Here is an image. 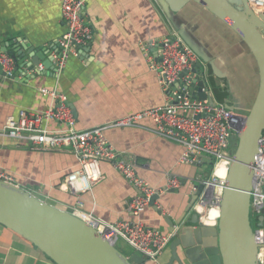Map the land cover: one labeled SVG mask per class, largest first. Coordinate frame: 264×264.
<instances>
[{
	"label": "crops",
	"instance_id": "crops-1",
	"mask_svg": "<svg viewBox=\"0 0 264 264\" xmlns=\"http://www.w3.org/2000/svg\"><path fill=\"white\" fill-rule=\"evenodd\" d=\"M84 11L93 33L90 46L71 55L62 71L41 69L29 73L25 66L16 78L0 79V129L20 110L41 112L52 103L40 92L41 87L66 95L77 129L164 104L166 93L158 74L148 68L140 43L176 32L174 25L182 27L223 72V78L210 76L208 91L214 100L218 101L214 89H224L229 92L224 103L240 115L248 114L259 84L255 58L237 32L205 7L189 1L172 13L163 0H84ZM65 29L61 0H0L1 43L45 46L50 58L58 50L54 43ZM152 53L156 54V48ZM44 125L50 130L62 128L55 120ZM153 125L144 120L139 127L112 128L105 135L122 156L136 161L137 172L154 188H163L169 174L179 177V187L159 191L154 203L157 208L149 205L139 216L148 226L169 232L172 227L163 217L172 221L191 217L193 209L185 211L196 193L195 178L206 175L207 164L182 162L184 146L158 136L151 129ZM76 165L67 147L37 150L26 141L0 136V170L11 173L14 184L58 208L71 211L76 206L78 198L64 180ZM100 167V180L80 195L84 203L81 210L109 223L132 219L127 206L136 188L110 162L103 161ZM119 243L126 244L123 240ZM169 244L157 263L151 264L168 262ZM127 248L129 255L135 252L129 245ZM0 264L55 263L0 224Z\"/></svg>",
	"mask_w": 264,
	"mask_h": 264
},
{
	"label": "built area",
	"instance_id": "built-area-1",
	"mask_svg": "<svg viewBox=\"0 0 264 264\" xmlns=\"http://www.w3.org/2000/svg\"><path fill=\"white\" fill-rule=\"evenodd\" d=\"M248 2L255 13L264 12V0ZM61 16L66 29L58 39V50L51 54L57 72L62 71L69 57L76 56L80 48L86 46L93 36L91 26L86 20L84 0H61ZM154 48L156 54L152 53ZM140 49L147 60L148 68L159 76L161 88L167 96L164 104L120 116L105 124L77 129L66 95L54 88L41 87L40 92L49 96L52 103L41 112L20 110L16 117L6 120L0 129V136L26 141L37 150L69 148L77 160V165L64 179L67 189L78 198L71 212L115 245L119 240H123L143 257V264H147L157 263L159 256L175 236V231L162 232L145 224L139 216L149 206V199L153 194L179 187L180 180L176 174H169L163 188H154L137 172L136 161L122 156L106 138L105 132L112 128L139 127L144 120H150L154 124L151 129L158 136L184 146L182 162L195 164L202 162V155L210 156V175H199L195 178L201 189L193 204V210L198 214L199 220L208 225L204 220L210 217L208 214L212 208L220 205L225 176L233 156L232 139L243 123V117L226 107L225 103L215 101L208 91L209 83L201 91L206 92L214 104L208 99L192 98L187 94L190 73L198 56L177 32L142 42ZM15 66L16 60L7 52L0 51V79H10ZM42 67V64H39L37 70L43 69ZM184 70L188 72L179 80V74ZM50 120L59 122L62 128H46L44 122ZM103 161L110 162L136 188L137 192L127 206L132 219L109 223L81 210L84 203L80 195L90 191L100 180V164ZM252 169L254 180L250 192L249 216L250 220L251 217L255 219L256 224L259 222V216H263L261 225L256 226L253 231L259 245L257 263L264 264V131L258 139V152ZM0 180L15 182L14 176L2 169ZM215 219L217 216H214L213 220Z\"/></svg>",
	"mask_w": 264,
	"mask_h": 264
},
{
	"label": "water",
	"instance_id": "water-1",
	"mask_svg": "<svg viewBox=\"0 0 264 264\" xmlns=\"http://www.w3.org/2000/svg\"><path fill=\"white\" fill-rule=\"evenodd\" d=\"M163 1L172 13L178 12L189 1H194L218 16L246 43L255 58L259 75L254 101L248 114L242 116L243 123L236 135L237 144L225 176L217 223L214 226L204 225L194 210L186 221L183 217L172 221L164 216L166 223L172 227L169 232L177 226L169 244L171 255L165 264H258L259 245L252 229L249 208L254 180L252 164L258 152V139L264 131V12L255 13L248 0ZM174 28L198 56L190 73L187 94L192 98L208 99L214 104L213 99L201 89L208 85L210 76L223 78V72L182 27L174 25ZM0 44V51L7 52L16 60L11 79L16 78L25 66L30 72L36 71L41 61L43 69L55 71L45 46ZM54 44L58 47V43ZM89 46L90 43L81 47L80 53ZM187 72L182 71L179 80ZM225 105L234 111L233 106ZM201 158L203 163L212 164L210 156L202 155ZM195 187L196 193L185 212L193 209L201 189L200 184ZM158 199L159 193L153 194L149 205L157 208L154 203ZM158 212L161 213V210ZM262 218V215L259 216L256 226L261 225ZM0 224L36 246L55 264L144 263L141 255L136 252L125 255L113 242L71 211L58 208L29 190L3 180H0Z\"/></svg>",
	"mask_w": 264,
	"mask_h": 264
},
{
	"label": "trees",
	"instance_id": "trees-1",
	"mask_svg": "<svg viewBox=\"0 0 264 264\" xmlns=\"http://www.w3.org/2000/svg\"><path fill=\"white\" fill-rule=\"evenodd\" d=\"M214 94H215V98L219 101V102H223L224 103V101H223V99L225 98V97H227L228 95H229V92H227L226 90H220L219 88H215L214 89ZM236 138V137H235ZM235 138H234V140H235ZM212 165V164H211ZM127 244H121V243H117L116 244V247L122 252V253H124L125 255H129V250H128V248H127Z\"/></svg>",
	"mask_w": 264,
	"mask_h": 264
},
{
	"label": "rangeland",
	"instance_id": "rangeland-1",
	"mask_svg": "<svg viewBox=\"0 0 264 264\" xmlns=\"http://www.w3.org/2000/svg\"><path fill=\"white\" fill-rule=\"evenodd\" d=\"M257 64V63H256ZM55 68V67H54ZM56 70V69H55ZM211 81V80H210ZM210 81H209V83H210ZM150 108V107H149ZM144 109V108H143ZM141 110V109H140ZM138 111V110H137ZM136 112V111H135ZM236 113H238V114H242L240 111L238 112H236ZM122 128H129V127H122ZM236 136H234L233 137V139H232V149H231V151H232V154H233V152H234V150H235V148H236V144H237V138H235ZM234 138H235V140H234ZM205 170H206V175L205 176H209L210 175V172H211V170H212V165H206L205 166ZM208 225H214V222L211 224V223H207ZM216 225V224H215ZM251 225H252V229H254L255 227H256V222H255V219H253L252 217H251ZM147 264H151L150 262L149 263H147Z\"/></svg>",
	"mask_w": 264,
	"mask_h": 264
},
{
	"label": "bare ground",
	"instance_id": "bare-ground-1",
	"mask_svg": "<svg viewBox=\"0 0 264 264\" xmlns=\"http://www.w3.org/2000/svg\"><path fill=\"white\" fill-rule=\"evenodd\" d=\"M263 13V12H262ZM251 192V191H250ZM219 214H220V205H218L217 207H214V208H212L211 209V211H210V214H208V215H210V217L209 218H205V222L206 223H215L216 222V220L218 219V216H219ZM214 216L216 217L217 216V219H215V220H213V218H214ZM217 223V222H216Z\"/></svg>",
	"mask_w": 264,
	"mask_h": 264
},
{
	"label": "clouds",
	"instance_id": "clouds-1",
	"mask_svg": "<svg viewBox=\"0 0 264 264\" xmlns=\"http://www.w3.org/2000/svg\"><path fill=\"white\" fill-rule=\"evenodd\" d=\"M243 116V115H242Z\"/></svg>",
	"mask_w": 264,
	"mask_h": 264
}]
</instances>
